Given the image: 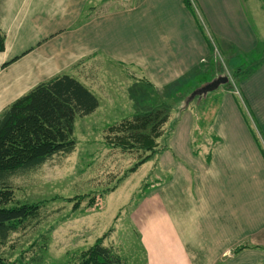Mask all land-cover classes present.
<instances>
[{"label":"crops","instance_id":"1","mask_svg":"<svg viewBox=\"0 0 264 264\" xmlns=\"http://www.w3.org/2000/svg\"><path fill=\"white\" fill-rule=\"evenodd\" d=\"M193 2L197 21L184 0H0V34L5 37V50L0 52V115L59 76L75 78L93 94L96 90L78 75V65H92L103 57L126 61L121 63L125 65H149L152 71L153 64H169L161 66L167 81L185 82L188 74L193 89L195 81L210 79L204 67L219 52L215 44H206L210 40L198 26L201 17L228 48L254 51L264 43V0ZM248 9L255 27L246 19ZM154 11L162 19L146 30ZM149 31L153 32L148 42ZM197 74L202 76L194 77ZM240 92L236 95L253 115V123L264 130V63L240 84ZM233 97L227 96L230 106L220 111L217 142L204 150L205 156L212 155L209 165L193 155L186 141L188 160L196 167L188 166L187 184L179 186L173 204L187 205L174 218L166 214L169 218L161 220L162 227L142 232L141 264H264V155ZM238 246L244 249L231 256Z\"/></svg>","mask_w":264,"mask_h":264},{"label":"rangeland","instance_id":"2","mask_svg":"<svg viewBox=\"0 0 264 264\" xmlns=\"http://www.w3.org/2000/svg\"><path fill=\"white\" fill-rule=\"evenodd\" d=\"M193 1L191 0L196 11ZM245 12L248 23L255 27L252 13L249 9ZM153 17L154 21H149L146 30L156 27L155 24L162 19L157 11L153 12L151 19ZM199 22L210 40L206 41V44L210 42L219 49L216 77L230 74L227 67L225 70L220 69L221 65H228L233 70L236 66H241L242 71L249 72L250 69L253 71L254 64L264 57L262 40L254 51L228 48L222 38L220 41L215 39L202 17ZM153 31L146 34L148 42L152 40ZM246 37L250 39L251 34L246 33ZM128 43V48L132 49L130 40ZM135 61H138V57ZM122 62L126 61H113L103 57L92 65H78L80 78L91 89L96 90L93 94L99 101V108L91 115L76 119L74 137L77 144L74 152L55 156L37 170L16 174L0 181V189L8 187L13 192L14 202L39 205L35 218L26 221L17 232L11 233L6 241L0 242V259L5 264H80L82 252L105 235L108 237L104 244L113 248L125 264L144 262L145 256L142 254L140 241L142 232L149 233L154 225L162 227L161 220L169 218L168 216L174 218L178 209L187 205L185 201L178 202L179 205L173 204L179 186L187 184V171H190L188 166L196 167L194 162L188 160L189 147L186 141H200L199 128L200 124L207 120L206 117L211 119L213 126L204 127V132L210 133L206 138L210 143L213 141L210 135H215L220 111L230 106L231 102L227 99L229 95L235 94L245 118L251 123L260 148L264 150V130L256 127L253 115L237 96L241 95L237 82L233 81L226 87L221 86L219 90L196 99V103L190 106L195 107L193 110L198 114L195 116L188 108L178 110L189 93L187 89H170L175 82L167 81L169 76L165 75L161 68L168 67L169 64H153L152 71L149 65H125L121 64ZM235 72L238 82L246 77L239 71ZM187 75L185 83L190 85L192 81L190 82L189 78L192 76ZM149 81L155 84L159 94L171 91L173 95H185H182L179 101L165 100L170 107L169 113L168 110L163 111L165 107L159 110L160 115L169 117L168 121L160 126L164 135L159 156H155L135 173H130V169L139 160L138 157L132 155L134 153L129 154L109 147L106 136L110 134L111 127L119 126L126 118L132 120L136 112L148 111L145 97ZM143 102L145 105L136 106V103ZM183 111L185 112L179 119ZM182 141L184 143L179 144ZM201 145L202 143L199 148ZM190 150L193 152L191 148ZM202 154L199 150V155ZM150 183L153 186L146 190V184ZM155 187L161 191L148 192ZM156 201L163 205H156ZM241 247L232 248L231 256H235Z\"/></svg>","mask_w":264,"mask_h":264},{"label":"trees","instance_id":"3","mask_svg":"<svg viewBox=\"0 0 264 264\" xmlns=\"http://www.w3.org/2000/svg\"><path fill=\"white\" fill-rule=\"evenodd\" d=\"M184 4L197 21L196 11L193 8L192 2L184 0ZM198 26L200 27V31L205 34L201 25L198 24ZM4 50L5 37L0 34V52ZM218 59L219 56L217 59L216 56L212 57L209 61L211 65L204 67L206 68L205 73L208 74L206 75H210L211 77L209 80L195 81L197 83L194 82L193 89L192 84L184 88L182 85L185 82L178 81L170 86L172 91L188 88L187 93H189V96L181 102V106L178 108L179 111L188 108L195 116L198 115L193 110L195 107L190 108V106L196 103V99H200L203 96L197 95L187 105L185 104L191 98L194 91L217 78ZM263 63L264 57H261L254 64V70L250 69L249 72L242 71L241 66H236L233 70L228 65H221L220 69L225 70L227 67L230 71V74L226 76L228 83L223 86L226 87L230 83H233V81L237 82L240 86L254 71L260 69ZM235 70L239 71L240 74L246 75V77L240 79L238 82L235 79ZM199 76L202 75L197 74L194 77ZM147 85V97H145L147 105L143 102L136 103V106L143 104L147 107L148 111L136 112L132 120L126 118L127 120H123L119 126L111 127L109 129L110 134L106 136L109 147L128 152L129 154L134 153L132 155L138 157L139 160L130 169V173H135L141 166L152 161L155 156H159L164 135V131L160 129V126L164 125L169 119V117L166 118V116L160 115L159 112L161 111L159 110L165 107L163 111L168 110L167 113H169L170 107L166 104L165 100L170 102L179 101L180 97L185 95H173L171 91L167 94L166 92L159 94L150 83ZM219 88L211 92L213 93L219 90ZM184 107L185 109H182ZM98 108L99 101L96 96L78 80L67 75L56 77L47 83L41 84L28 95L18 99L0 115V181L16 174L37 170L55 156L68 155L74 152L77 144L74 137L76 119L91 115ZM184 112L180 113L179 119H181ZM206 118L207 120L204 124L196 118L201 123L199 128L201 137L200 141H190V148L195 157L200 156L199 150L203 152L200 158L205 161L204 163L209 165L212 162V155L205 156L204 150L206 147L212 148L213 145L206 138L210 133L204 132V127L208 125L213 126V123H210L211 119L209 117ZM250 131L254 135V131L251 128ZM210 138L216 143L218 139L216 132L215 135H210ZM255 139L257 140L256 137ZM201 143V148H199ZM260 150L264 155V150L261 148ZM151 186H153L152 183L146 184V190ZM93 203L94 201H92ZM38 211L39 205L14 202L13 192L10 188H1L0 242L6 241L10 234L17 232L26 221L35 218ZM107 237L108 235H105L103 238L97 239L92 246L82 252L79 260L80 264H125L113 248L104 244ZM242 249L244 247L239 248L236 252ZM0 264H5V262L0 259Z\"/></svg>","mask_w":264,"mask_h":264},{"label":"water","instance_id":"4","mask_svg":"<svg viewBox=\"0 0 264 264\" xmlns=\"http://www.w3.org/2000/svg\"><path fill=\"white\" fill-rule=\"evenodd\" d=\"M228 83V78L226 76H219L214 79L212 82L204 84L201 88L197 89L192 93L191 98L188 99L185 105L188 104L195 96H204L207 95L209 92L218 89L220 86H223ZM187 107V106H186ZM185 108V107H184Z\"/></svg>","mask_w":264,"mask_h":264}]
</instances>
